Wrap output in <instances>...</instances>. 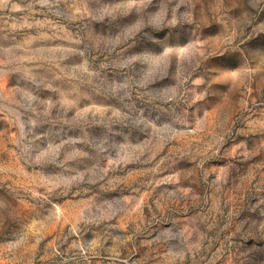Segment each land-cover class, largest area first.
Here are the masks:
<instances>
[{"label":"rangeland","instance_id":"obj_1","mask_svg":"<svg viewBox=\"0 0 264 264\" xmlns=\"http://www.w3.org/2000/svg\"><path fill=\"white\" fill-rule=\"evenodd\" d=\"M0 264H264V0H0Z\"/></svg>","mask_w":264,"mask_h":264}]
</instances>
